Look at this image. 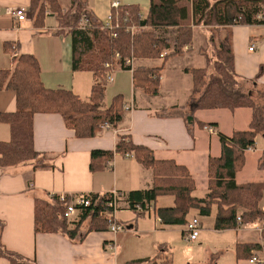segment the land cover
I'll use <instances>...</instances> for the list:
<instances>
[{"label":"crops","instance_id":"crops-1","mask_svg":"<svg viewBox=\"0 0 264 264\" xmlns=\"http://www.w3.org/2000/svg\"><path fill=\"white\" fill-rule=\"evenodd\" d=\"M112 1L123 5H138L141 16H145L150 5V0H87V7L99 21L104 22L110 15ZM58 2L63 12L70 8L71 0ZM29 5L30 0H0V68L12 69L15 54H31L38 60L40 78L45 87L69 89L82 99H88L93 75L89 71L71 70L69 36L56 33L57 20L53 14H47L43 27L34 26ZM17 7L25 9L27 19L18 21L13 16L12 12ZM175 32L174 29H169L166 35L171 33L173 37ZM230 32L235 71L243 81L241 85L253 91L258 89L264 92V25H234L230 27ZM209 33L207 27H193L192 48L180 55L190 54V66L185 67L199 68L205 65L201 50L207 49L209 52ZM5 44L14 53L6 52ZM251 46L253 49L249 50ZM172 59L176 57L169 58L164 63L156 95L133 87L132 69H121L118 66L113 69L114 75L116 74V79L112 80L116 81L114 92L107 96L105 88L103 105L107 107L117 93L124 96L125 112L118 128L105 126L93 137L79 138L66 126L61 115H34V148L42 153L44 162L50 166L34 168V162H29L6 170L0 169V220L4 222L1 243L7 249L25 259L35 260L37 264H129L132 260L153 256L158 248L171 254L173 264H236L234 249L237 243H258L261 249L253 250V256L264 261L261 220L241 224L235 229L217 230L214 228V212L200 217L196 210H191L187 218H197L200 230L195 240L188 241L192 245L185 244V225L164 226L155 212L157 207L172 206L171 196L158 197L151 203L153 212L143 213L141 217L127 208V192L151 187L153 176L150 170L143 168L131 155L118 153H115L105 168L96 171L89 168L92 150H113L119 137L127 136L152 149L155 158L173 159L186 166L195 181L193 196L203 197L206 194L208 158L221 154L218 133L229 136L235 130L246 129L251 120V111L247 108L234 111L225 108L198 109L194 112L197 121L215 125L209 131L195 122L189 133L184 113L191 101L192 79L184 72L185 67H182V71L170 73L172 79L166 81V70ZM155 60L157 63L154 65L145 64ZM161 62L162 58L133 60L132 67H153ZM127 75L131 89L126 91L122 84ZM183 77L186 78L185 81ZM15 109L16 93L12 90H0V112L11 113ZM260 135L256 136L255 147L246 152L245 162L246 165L247 155L256 152L253 156L256 162L254 175L257 174V177L248 178L252 173L245 172L244 165L236 173L237 183L264 181V169L257 168L264 152V141L261 148L257 147ZM261 137L264 138L263 135ZM9 139V126L0 123V141ZM112 192L119 195L120 208L114 218L124 227L123 230L115 234L109 230L91 231L79 243H72L57 233H35L36 197L46 194L71 196L79 193ZM260 206L264 210L261 202ZM184 245L198 249V255L193 256L192 251L184 248ZM246 263L256 264L249 259ZM0 264L10 263L6 258L0 257Z\"/></svg>","mask_w":264,"mask_h":264},{"label":"trees","instance_id":"trees-1","mask_svg":"<svg viewBox=\"0 0 264 264\" xmlns=\"http://www.w3.org/2000/svg\"><path fill=\"white\" fill-rule=\"evenodd\" d=\"M29 13L36 27L44 26L47 14L55 15L56 33H65L70 38L71 70L91 72L93 84L86 100L69 89L47 88L40 78L38 60L31 54H15L12 69L0 68V90L16 93L15 111L0 112V123L7 124L10 130V139L0 141L1 170L29 162H34V168L50 166L33 144V117L37 113L61 115L66 126L79 138L93 137L105 126L118 128L124 117L125 101L124 96L117 93L104 107L107 75L110 72L105 63L132 69L133 87L156 95L164 63L190 51L193 27L204 26L210 32L209 52L201 50L205 65L184 68L192 79L191 101L184 113L188 132L191 133L195 122L200 127L215 125L197 121L194 112L198 109L225 108L234 111L247 108L251 111L246 129L235 130L229 136L218 133L221 154L208 158L206 194L203 197L193 196L195 181L186 166L173 159L155 158L152 149L127 136L119 137L113 150H92L89 168L91 171L105 168L115 153L131 155L143 168L151 171L153 181L147 189L126 193L127 208L141 217L143 213L139 208L154 203L160 196H171L172 206L155 208L164 226L186 225L191 210H196L200 217L214 212V228L217 230L235 229L241 224L264 219V210L260 206L264 181H235L236 173L245 165L246 152L255 147L256 136L264 134V92L241 85L243 81L235 71L230 32V27L234 25H264V0H150L145 16H140L138 5L120 4L110 10L111 28L105 27L104 22L91 13L87 0H71L70 8L64 13L58 0H30ZM85 16L88 21L83 28L79 22ZM131 26L136 30L132 31ZM169 29L176 31L173 37L166 35ZM113 33L116 35L113 36ZM4 49L14 53L8 44L4 45ZM117 54L119 58L116 59ZM129 58H162V62L153 67H130L124 63ZM257 168L264 169V152ZM111 197V193L90 194V204L82 207L77 219L72 220L63 215L70 201L69 196L63 199L47 194L36 197L34 231L57 233L72 243H79L91 231L108 230L109 214L113 211V207L107 206ZM3 226L4 222L0 220V257L6 258L10 264H37L1 243ZM261 234L264 238V226ZM260 249L258 243H237L235 258L251 259L254 257L253 250ZM129 264H173V259L171 254L158 248L153 256L135 259Z\"/></svg>","mask_w":264,"mask_h":264},{"label":"built area","instance_id":"built-area-1","mask_svg":"<svg viewBox=\"0 0 264 264\" xmlns=\"http://www.w3.org/2000/svg\"><path fill=\"white\" fill-rule=\"evenodd\" d=\"M120 5V3L118 1H112L111 3V8H117ZM13 16L18 20V21H22L27 19L28 15L27 12L25 11V9L23 7H17L16 9H14V11L12 12ZM141 16V14H140ZM260 18V16H258ZM88 21V18L85 16L83 17L80 22L79 25L81 27H85L86 23ZM105 27H112V23H111V16L109 15L108 19L106 21H104ZM134 26H131L130 29L133 31L134 30ZM116 34L113 33V36H115ZM253 46L249 47V50H252ZM163 54H161L160 56L162 57ZM119 58V55H116V59ZM125 65H129L130 67L133 66V58H129L126 59L124 61ZM105 66L110 68V72L107 75V82L112 81L113 80V69H115L117 67V65L111 64V63H105ZM119 67V66H118ZM125 109H127V107H125ZM205 128L209 131H212V127L211 126H205ZM112 197H111V201L108 202V207H113V211L112 213L109 214V227L108 230L110 232H112L113 234L123 230V226L120 223H117L115 221L114 218V214L117 211V199L119 198V195L116 192H112ZM49 197L52 195H48ZM60 199H63L65 197V195H58ZM67 196V195H66ZM70 197V201L68 202L65 210H64V217L67 219H74L76 217H78L82 207L88 206L90 204V194L87 193H79L76 195H71ZM139 211L144 213V214H149L151 212H153V207L151 204H147L146 207L144 208H139ZM237 220L240 221V217H237ZM262 221V225L260 230L262 229V227L264 226V219L261 220ZM199 222L197 218H192L191 220H189L187 222V224L185 225L184 231H185V239L187 241H193L197 238L198 234H199ZM249 261L251 263H258L261 264L264 261L261 259H258L256 257H252L251 259H249Z\"/></svg>","mask_w":264,"mask_h":264},{"label":"rangeland","instance_id":"rangeland-1","mask_svg":"<svg viewBox=\"0 0 264 264\" xmlns=\"http://www.w3.org/2000/svg\"><path fill=\"white\" fill-rule=\"evenodd\" d=\"M64 13V12H63ZM136 30V28H134V30L133 31H135ZM64 31H67V28H64ZM197 35V34H196ZM169 36L170 37H172V34L170 33L169 34ZM197 51V50H196ZM196 51L194 52V55L196 56ZM190 54L189 53H187V54H185L184 56H178V57H176V59H172V60H170L169 61V64H168V68H167V70H166V75H167V77H166V81L167 80H171L172 78H171V76H169V74L170 73H172V72H175L176 70H180V71H182V67H185V66H190L189 64L191 63V61H190ZM172 58H175V57H172ZM157 63V60H155V61H148V62H146L145 64L146 65H154V64H156ZM116 75V74H115ZM114 75V73L112 74V76H113V78L114 79H116V76ZM186 80V78H184L183 77V81H185ZM110 82V81H109ZM115 84H116V81L114 80V81H112L111 83H108L107 84V86H106V94H107V96H109L110 94L112 95L113 94V87L115 86ZM123 85V87L125 88V90L127 91V90H130L131 89V84H130V79H129V77H128V75L126 76V78H125V80H124V84H122ZM163 89H165V87H163ZM258 141H259V145L257 146L258 147V149L259 148H261L260 146H262V144H263V142L262 141H264V138H262L261 137V135L259 136V138H258ZM255 153L256 152H254V154L253 153H250L249 155H247V163H246V165H245V168H244V171L245 172H247L248 174H251L252 173V175H249L250 177H248V178H256L257 176V174L256 175H254V171H255V169H256V167H255V165H256V162H255V159H254V156L253 155H255ZM248 154V153H247ZM258 172V171H257ZM264 197V196H263ZM261 204H263L264 205V198H262V200H261ZM252 223V222H251ZM184 239H185V236L183 237ZM247 238V237H246ZM186 240V239H185ZM183 243H185V244H189V245H192V243H188V241L186 240V242H183ZM184 248H186V249H188V250H191L192 252H191V254L193 255V256H197L198 255V253H199V250L198 249H195V248H193V247H191V246H188V245H184L183 246ZM228 250H231V248H228ZM236 259V258H235ZM246 260H248V259H236L235 260V263L237 264H247L246 263ZM263 260V259H262ZM228 264H230V263H228ZM257 264V263H256Z\"/></svg>","mask_w":264,"mask_h":264},{"label":"water","instance_id":"water-1","mask_svg":"<svg viewBox=\"0 0 264 264\" xmlns=\"http://www.w3.org/2000/svg\"><path fill=\"white\" fill-rule=\"evenodd\" d=\"M263 136H264V134H263Z\"/></svg>","mask_w":264,"mask_h":264}]
</instances>
